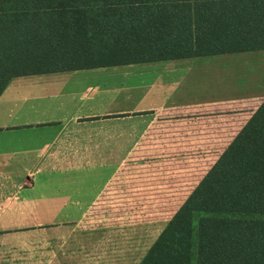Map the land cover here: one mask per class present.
<instances>
[{
    "label": "crops",
    "instance_id": "0c3cea01",
    "mask_svg": "<svg viewBox=\"0 0 264 264\" xmlns=\"http://www.w3.org/2000/svg\"><path fill=\"white\" fill-rule=\"evenodd\" d=\"M263 102L264 49L14 78L0 96V264L132 263L107 257L106 223L76 236L39 221L160 207L158 236Z\"/></svg>",
    "mask_w": 264,
    "mask_h": 264
},
{
    "label": "trees",
    "instance_id": "16d2710c",
    "mask_svg": "<svg viewBox=\"0 0 264 264\" xmlns=\"http://www.w3.org/2000/svg\"><path fill=\"white\" fill-rule=\"evenodd\" d=\"M264 49V0H0V96L20 76ZM139 264H264V102Z\"/></svg>",
    "mask_w": 264,
    "mask_h": 264
},
{
    "label": "rangeland",
    "instance_id": "374dc122",
    "mask_svg": "<svg viewBox=\"0 0 264 264\" xmlns=\"http://www.w3.org/2000/svg\"><path fill=\"white\" fill-rule=\"evenodd\" d=\"M159 60V59H158ZM112 204H118V203H112ZM126 204V203H125ZM107 210H110V203H106ZM117 206L112 207V209L116 208ZM121 208L123 206H120ZM160 207H157L155 210V217H143L142 214H140V217L137 219H131V218H126L125 216L127 215L126 212H124L122 209L118 211V215L121 214L116 218L113 217V215H110L111 210L107 214V217H100V207H99V202L92 203L90 205V216L88 218H46V219H41L37 224L40 226H45V227H51V226H57V225H63V226H75L79 228V234H76V236H81L82 233L86 232L89 235H91L94 232L98 231V228L101 226H106L113 228L111 231H108L109 229L107 228V234L106 238H104V248L105 251L107 252V257L115 259V256H120L123 261L130 260L134 264L136 260H140L139 258L143 255L144 253V247H142L141 243H145L147 240V244L149 246L153 245V243L156 241L158 238L157 233L159 229L161 228L162 221L166 219L167 211L161 213ZM164 211V210H163ZM112 214L113 211H112ZM168 217V216H167ZM151 221L154 222V234L150 235V230L152 229V224ZM137 223L136 225H133L132 227H127L128 224ZM106 223V224H105ZM166 226V225H165ZM127 227V228H126ZM132 228V230H130ZM144 228L146 231H148V234L145 233ZM164 229V228H163ZM162 232V231H161ZM52 235V234H51ZM50 235V236H51ZM153 236H157L156 239L153 238ZM152 239L154 242H152ZM136 240V241H135ZM137 242V243H136ZM102 244V240H101ZM150 246V247H151ZM149 250V248H148ZM146 250V253L147 251ZM125 253H129L130 256L133 258L127 259V256ZM143 258V257H142ZM141 258V259H142ZM139 264V263H137Z\"/></svg>",
    "mask_w": 264,
    "mask_h": 264
}]
</instances>
